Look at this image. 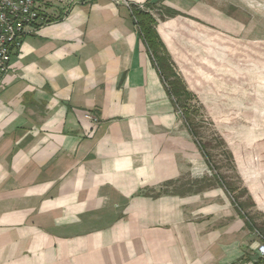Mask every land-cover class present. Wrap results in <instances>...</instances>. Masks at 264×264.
Here are the masks:
<instances>
[{
    "label": "crops",
    "instance_id": "0c3cea01",
    "mask_svg": "<svg viewBox=\"0 0 264 264\" xmlns=\"http://www.w3.org/2000/svg\"><path fill=\"white\" fill-rule=\"evenodd\" d=\"M148 1L35 0L46 22L0 78V264L257 259L227 192L176 187L203 161L126 6ZM208 3L161 2L194 19Z\"/></svg>",
    "mask_w": 264,
    "mask_h": 264
},
{
    "label": "rangeland",
    "instance_id": "374dc122",
    "mask_svg": "<svg viewBox=\"0 0 264 264\" xmlns=\"http://www.w3.org/2000/svg\"><path fill=\"white\" fill-rule=\"evenodd\" d=\"M132 5L140 7L128 3L130 12ZM208 7L206 19L180 16L179 33L170 21L176 17L163 22L157 10H148L176 72L194 95L176 110L196 132L191 135L202 156L201 180L176 187L208 185L227 192L251 231H259H254L259 240L264 236V0H209L203 9ZM167 21L171 31L163 28ZM171 42L180 43L175 52ZM252 263L259 264L256 258Z\"/></svg>",
    "mask_w": 264,
    "mask_h": 264
},
{
    "label": "trees",
    "instance_id": "16d2710c",
    "mask_svg": "<svg viewBox=\"0 0 264 264\" xmlns=\"http://www.w3.org/2000/svg\"><path fill=\"white\" fill-rule=\"evenodd\" d=\"M161 2L162 0H151L144 3L143 5H140V7L132 5L130 7L131 15L136 19V26L139 35L141 36L147 50L151 53L164 84H168L169 86L166 88L171 98H173L175 106L182 107L185 101L191 99L194 95L186 85V82H184L176 72L175 64L173 63L171 56L169 55L165 45L157 33L156 26L158 21L148 12V10L153 8L157 10L159 13V18L163 22L178 16L187 17V15L167 7L161 4ZM176 43L180 44L179 42ZM189 51L194 53L192 48H189ZM184 120L189 128L190 133L193 135V137H196V132L192 126V123H190L185 116ZM196 143L198 142L196 141ZM204 156L207 157L206 153H204ZM172 183L173 182H170L168 184L171 185ZM206 187H208V185H203L202 187L200 186V189H204ZM246 223L248 224V222Z\"/></svg>",
    "mask_w": 264,
    "mask_h": 264
},
{
    "label": "built area",
    "instance_id": "2783aa9c",
    "mask_svg": "<svg viewBox=\"0 0 264 264\" xmlns=\"http://www.w3.org/2000/svg\"><path fill=\"white\" fill-rule=\"evenodd\" d=\"M45 22L35 0H0V78L8 72L11 55L24 37ZM85 117L96 121L91 115ZM256 254L259 264H264V236L256 245Z\"/></svg>",
    "mask_w": 264,
    "mask_h": 264
}]
</instances>
